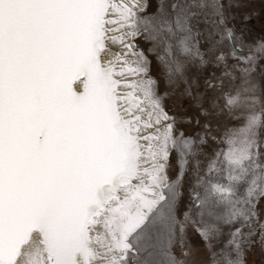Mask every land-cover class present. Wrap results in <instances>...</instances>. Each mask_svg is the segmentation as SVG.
I'll return each instance as SVG.
<instances>
[{
  "label": "snow or ice",
  "instance_id": "obj_1",
  "mask_svg": "<svg viewBox=\"0 0 264 264\" xmlns=\"http://www.w3.org/2000/svg\"><path fill=\"white\" fill-rule=\"evenodd\" d=\"M232 19L223 0H0V264L264 251V39ZM181 84L203 122L165 106Z\"/></svg>",
  "mask_w": 264,
  "mask_h": 264
},
{
  "label": "rangeland",
  "instance_id": "obj_2",
  "mask_svg": "<svg viewBox=\"0 0 264 264\" xmlns=\"http://www.w3.org/2000/svg\"><path fill=\"white\" fill-rule=\"evenodd\" d=\"M223 3L226 11L234 16L230 24L235 26L237 33H243L246 41L251 42L264 39V0H232L233 6L231 8H228V0H223ZM152 74L158 77L154 59ZM190 75L199 80L201 84L199 91L202 92L204 76H197L196 69H191ZM204 75H207V72H205ZM159 91L161 95L166 91V86L162 80ZM164 102L167 109L179 117H190L193 121H195L196 118H200L202 122L205 119L199 116L200 108L197 105L196 99L184 94L183 84L175 89L169 90ZM204 107H208L206 100L204 102ZM208 119L212 121L213 125L217 123V120H220L221 125L231 123V121L223 120L221 117H209ZM181 127L187 134H192L197 130L194 123L192 125L183 123ZM173 175H175V173H173ZM190 240L194 246L201 248L200 258L207 260V253L203 251L202 242L199 238L193 235L190 237ZM247 264H264V251H261L259 246L254 247L247 253Z\"/></svg>",
  "mask_w": 264,
  "mask_h": 264
}]
</instances>
